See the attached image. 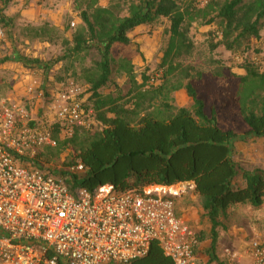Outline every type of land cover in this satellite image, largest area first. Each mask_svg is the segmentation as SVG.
I'll list each match as a JSON object with an SVG mask.
<instances>
[{
	"label": "trees",
	"instance_id": "trees-1",
	"mask_svg": "<svg viewBox=\"0 0 264 264\" xmlns=\"http://www.w3.org/2000/svg\"><path fill=\"white\" fill-rule=\"evenodd\" d=\"M9 1L5 0V4ZM87 1L90 7L97 4V0ZM196 4L197 0H137L128 5L124 16L118 5L96 7L90 15L82 12L87 31L74 36V51L82 52L91 45L101 55L86 81L91 95L84 103L85 109L93 111L97 125L91 130L75 129L72 137L63 141L57 140L54 126V136L59 150L69 147L74 151L69 167L81 164L84 169L81 173H64L67 178L63 181L72 189L93 193L104 185H112L116 191H126L192 181L210 225L209 252L213 255L218 230L225 229L221 220H227L228 210L235 205H263L264 171L244 173L243 186H236L239 169L232 160V144L237 134L219 127L216 102L208 106L207 99L191 83L202 80L203 74L176 60L191 55L193 44L188 28L198 20L208 26L217 23L220 44L226 51L247 52V42L259 39L264 0H208L203 8ZM161 18L169 22V40L158 66L164 70L161 83L154 87L150 78L144 77L140 86L125 95L118 89L101 94L112 75L113 45H128L131 32ZM215 48L213 45L212 50ZM243 68V76L229 73L225 77L220 69L212 80H230L221 96L230 98L246 137L264 138V72L251 63ZM120 70L136 84L128 61H122ZM182 89L191 101V109L173 104L172 95ZM131 264L173 263L153 242L148 253Z\"/></svg>",
	"mask_w": 264,
	"mask_h": 264
},
{
	"label": "rangeland",
	"instance_id": "rangeland-1",
	"mask_svg": "<svg viewBox=\"0 0 264 264\" xmlns=\"http://www.w3.org/2000/svg\"><path fill=\"white\" fill-rule=\"evenodd\" d=\"M136 1L97 0V4L90 7L87 0H10L7 4L5 0H0V31L3 33L0 63L6 60L11 63L5 69L0 67V106L9 103L19 105L25 110L32 125L48 129L54 128L56 123L53 103L71 84L80 90L79 100L83 104L87 103L91 94L86 81L95 71L101 55L91 45L82 52L74 51V36L77 33L86 34L87 31L81 14L86 12L90 15L96 7L118 5L122 11L121 16H124L128 5ZM207 2L197 0L196 5L203 8ZM5 11H9L12 16H5ZM22 11L31 14L33 21H22ZM168 29L169 22L161 18L131 32L128 45H113L110 55L113 61L112 75L108 87L100 93L108 95L118 89L125 95L140 86L144 77L150 78L154 87L158 86L164 73L158 66L169 40ZM188 37L193 44L192 53L176 60V63L203 74L202 80H191V83L207 99L208 106L216 102L219 127L237 134L232 144V160L239 169L235 183L241 187L244 184V173L255 169L264 171V138H248L244 135V127L231 106L230 98L221 96L229 87L230 80H212V75L221 69L225 77L229 73L243 76V67L249 63L264 72V21L259 39L251 38L244 54L225 50L220 44L221 33L217 23L208 26L200 20L193 22L188 28ZM213 45L216 46L214 50ZM123 60L128 61L132 67L135 85L120 70ZM32 84L33 92L28 93V87ZM172 97L177 108L191 109V101L185 90L175 92ZM57 140H64L59 132ZM74 156L72 148L59 150L58 145L54 148L44 146L37 151L35 160L41 171L64 180L67 178L64 173H73V167L69 165L74 161ZM177 210L200 239L196 264H254L247 251L252 241H264V202L259 208L235 205L228 210L227 220H221L225 229L218 230L219 238L213 255L209 252L210 225L203 216L199 197L178 202Z\"/></svg>",
	"mask_w": 264,
	"mask_h": 264
},
{
	"label": "built area",
	"instance_id": "built-area-1",
	"mask_svg": "<svg viewBox=\"0 0 264 264\" xmlns=\"http://www.w3.org/2000/svg\"><path fill=\"white\" fill-rule=\"evenodd\" d=\"M80 95L71 84L53 103L64 139L97 124ZM54 131L33 126L19 105L0 106V264H131L153 242L173 264H196L197 233L177 210L180 200L196 196L192 181L126 191L72 189L35 160L39 148L56 147ZM83 170L81 164L72 168ZM247 252L254 264H264V241H252Z\"/></svg>",
	"mask_w": 264,
	"mask_h": 264
},
{
	"label": "crops",
	"instance_id": "crops-1",
	"mask_svg": "<svg viewBox=\"0 0 264 264\" xmlns=\"http://www.w3.org/2000/svg\"><path fill=\"white\" fill-rule=\"evenodd\" d=\"M19 0H14V2H18ZM13 4V3H12ZM15 4V3H14ZM18 8H21V6H18ZM4 15L5 16H7V17H9V16H12L11 15V13L9 12V11H5L4 12ZM32 17V15L31 14H28V13H26V12H24V11H22L21 12V14H20V18L22 19V21H25V20H28V21H33V17ZM13 59V58H12ZM9 61H2V64L0 63V67L1 68H3V69H5L6 67H10V65H9ZM11 64V63H10ZM12 67V66H11ZM19 80H21V76L19 77ZM30 84H31V82H30ZM30 86V85H29ZM31 86H33V84L31 85ZM194 197H197V196H193V197H191V198H185V199H187V200H190V199H192V198H194ZM185 199H182V200H180L179 201V203L181 202V201H183V200H185ZM218 234H219V232H218ZM200 249V248H199Z\"/></svg>",
	"mask_w": 264,
	"mask_h": 264
}]
</instances>
